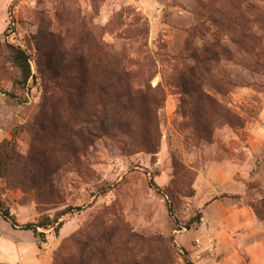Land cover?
Instances as JSON below:
<instances>
[{
    "label": "rangeland",
    "instance_id": "obj_1",
    "mask_svg": "<svg viewBox=\"0 0 264 264\" xmlns=\"http://www.w3.org/2000/svg\"><path fill=\"white\" fill-rule=\"evenodd\" d=\"M9 45L29 57L24 88ZM252 46L264 64V0H0V153L10 157L0 198L18 226L82 208L57 221V235L39 229V245L0 220V264H56L72 237L88 242L91 264H208L199 224L185 229L201 202L264 216V70L250 67ZM110 56L134 75L148 133L129 113L108 129ZM196 59L210 74L192 93ZM245 233L220 238L211 264H251Z\"/></svg>",
    "mask_w": 264,
    "mask_h": 264
},
{
    "label": "trees",
    "instance_id": "obj_2",
    "mask_svg": "<svg viewBox=\"0 0 264 264\" xmlns=\"http://www.w3.org/2000/svg\"><path fill=\"white\" fill-rule=\"evenodd\" d=\"M249 41L253 43L252 40L255 41L254 45H257L258 42H256L255 37L249 36ZM8 52H9V59L13 67L17 69L19 72V79L14 81L15 86H19L21 88H24L29 79L31 78V72H30V61L29 57L26 55V53L20 49L19 47H15L12 45L8 46ZM248 58L252 62L250 64V67L253 69H261L264 70V64L259 61L261 57H263V52L259 51L256 47L252 48L247 51ZM195 66L190 69L188 75V84L191 86V92L196 93L195 85L200 83L202 80L201 78L207 74H210L209 67L205 63L203 59H196ZM78 72H80V67ZM102 73L104 76L103 83L104 86H101V93H102V102L103 105L106 107H109L108 113H106V119L109 121V130H115V128L119 127V114L124 113L123 116H126V114H133L136 115L142 119H144V131L148 133L149 123L150 121L147 120V113L148 111L144 108L143 104L145 102L144 98H137L132 100L131 99V92L128 88L130 84V80L133 78V74H131L128 71V68L124 65V62L120 59L118 56H110L106 57L102 62ZM185 80V79H182ZM82 80H78L79 86H81ZM102 83V84H103ZM125 102V103H124ZM135 104L137 105L134 106ZM110 106L112 108H110ZM198 108V107H197ZM117 111V116H115V111ZM128 111V112H127ZM199 115V113L197 112ZM147 124V125H146ZM117 125V126H116ZM107 129V130H108ZM10 157L6 150L1 154L0 153V178H3L5 174L8 172L9 168V161ZM156 189V188H155ZM158 190V189H156ZM193 192L188 195V197H192ZM167 197V196H166ZM169 202V201H168ZM168 206V212L171 214L172 209L170 203L167 204ZM251 211L254 215V217L262 221L264 220V216H262L261 212L257 209L256 206L250 205ZM262 209H264V203L262 204ZM81 211L82 208H67L65 211L60 213V216H55L54 219H50L49 217H44L40 219L36 224H27L24 226H18L16 223L15 218L13 215L10 214V208L9 206L3 202L0 198V218L3 222L7 223L12 229L14 230H20V231H27L31 232L36 243L42 244L46 242V237L43 232H38V230L42 231H48L49 229H53L54 233L57 235L59 229L62 227V223H57V221L66 214H71L74 211ZM201 220V214L197 213L194 219H191L185 229L189 230L191 225L193 224H200ZM56 225V226H55ZM74 244L77 247L76 253L72 254L71 249L68 244ZM89 248H88V242L87 241H77L73 237L70 238L65 245H63L60 248V252L57 255V262L56 264H91V258L87 255ZM186 264H192L188 260H185Z\"/></svg>",
    "mask_w": 264,
    "mask_h": 264
},
{
    "label": "crops",
    "instance_id": "obj_3",
    "mask_svg": "<svg viewBox=\"0 0 264 264\" xmlns=\"http://www.w3.org/2000/svg\"><path fill=\"white\" fill-rule=\"evenodd\" d=\"M204 178L203 174H200L197 177L194 186H196L197 181ZM197 196L198 195L196 194L195 200L198 202ZM214 206L218 208V212H213L212 215L207 218L206 212L210 211V208ZM198 208L202 209L201 220L200 224L194 231L197 232L199 237L203 239L201 244L198 241V254H203V256H205L204 258H201L200 261H205L208 262V264H211V257L221 252L217 245L218 240L228 236L231 232L233 233L238 228H242L246 232L245 237L248 239V244L245 245L244 249L250 257L251 264H254L256 257L259 259V264H264V241L256 240L260 237L263 226L248 208L232 206H228L226 208L224 203L220 200H212L211 202L203 201L199 204ZM242 215L245 216V219ZM209 250L213 251L211 253V257L207 256Z\"/></svg>",
    "mask_w": 264,
    "mask_h": 264
}]
</instances>
